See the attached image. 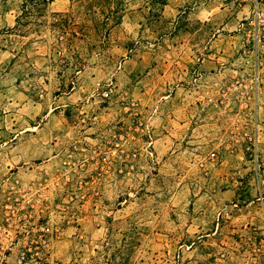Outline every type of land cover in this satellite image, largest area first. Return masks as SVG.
I'll list each match as a JSON object with an SVG mask.
<instances>
[{
    "label": "rangeland",
    "instance_id": "obj_1",
    "mask_svg": "<svg viewBox=\"0 0 264 264\" xmlns=\"http://www.w3.org/2000/svg\"><path fill=\"white\" fill-rule=\"evenodd\" d=\"M0 264H264V0H0Z\"/></svg>",
    "mask_w": 264,
    "mask_h": 264
},
{
    "label": "built area",
    "instance_id": "obj_2",
    "mask_svg": "<svg viewBox=\"0 0 264 264\" xmlns=\"http://www.w3.org/2000/svg\"><path fill=\"white\" fill-rule=\"evenodd\" d=\"M21 258H23V255H21Z\"/></svg>",
    "mask_w": 264,
    "mask_h": 264
},
{
    "label": "trees",
    "instance_id": "obj_3",
    "mask_svg": "<svg viewBox=\"0 0 264 264\" xmlns=\"http://www.w3.org/2000/svg\"><path fill=\"white\" fill-rule=\"evenodd\" d=\"M43 1H47V0H43Z\"/></svg>",
    "mask_w": 264,
    "mask_h": 264
}]
</instances>
